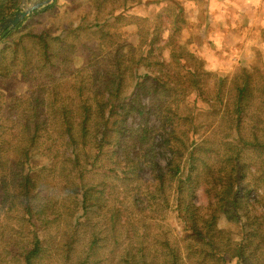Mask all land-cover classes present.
Instances as JSON below:
<instances>
[{
    "label": "trees",
    "instance_id": "obj_1",
    "mask_svg": "<svg viewBox=\"0 0 264 264\" xmlns=\"http://www.w3.org/2000/svg\"><path fill=\"white\" fill-rule=\"evenodd\" d=\"M21 1L0 0V21ZM64 1L0 43V212L15 234L0 264H43L61 220L66 238L52 264H264V75H253L264 66L209 96L202 68L181 64V46L169 63L155 54L158 39L127 58L110 49L111 13L75 24ZM44 14L69 22L51 32ZM255 100L259 111L249 112ZM213 115L225 131L197 140L202 116ZM52 174H66L55 190ZM200 190L206 213L195 204ZM166 215L177 234L157 232Z\"/></svg>",
    "mask_w": 264,
    "mask_h": 264
},
{
    "label": "rangeland",
    "instance_id": "obj_2",
    "mask_svg": "<svg viewBox=\"0 0 264 264\" xmlns=\"http://www.w3.org/2000/svg\"><path fill=\"white\" fill-rule=\"evenodd\" d=\"M44 1L22 0L18 10ZM53 1L50 0L48 5ZM95 1L99 0H65L64 2L67 10L74 6L70 14L75 24H78L81 18L92 21L94 18H103L107 13H111L108 14L110 18L108 24L114 28L117 35H113L110 49L118 47V52H121L122 48L127 49V58H138L141 50L146 51L150 48L148 41L150 43L158 39V44L153 47L155 54H159L158 60L163 59L165 63H169L170 51L181 46L189 56V58L183 57L181 64H185V67L202 68L204 73L201 80L211 86L209 92L207 91L209 96L221 80L228 83L225 90L231 92L233 81L242 77V70L264 66V0H107L99 11L95 8ZM44 16L42 25L51 32H59L69 22V19L64 17L59 20L60 25L57 26L53 24L56 20L50 19L51 16L46 14ZM108 61L101 57L100 66L107 68ZM151 61L153 62V59L150 58L145 64ZM144 67L137 66L138 73L146 72L147 67ZM253 75L259 77L264 74L257 72ZM17 90L22 92L23 89L18 86ZM128 93H131V89ZM250 106L249 112L259 111L256 100L255 105L251 103ZM259 114L264 116L261 115V111ZM202 119L206 125L200 126L197 140L207 137L209 133H214V137L218 140L220 134L225 131V124L220 120V116L213 115L209 118L202 116ZM65 175L52 174L50 178H55L49 188L58 189L57 186L60 180H65ZM246 182L249 183V180L247 179ZM260 190L262 191L261 187ZM194 199L195 204L202 205V212L206 213V198L201 190L195 193ZM71 202L64 199L59 204L60 209H64L65 212L66 208H70ZM9 213L13 219L15 216L13 209ZM158 222L157 232L162 234L166 232L177 234L181 229L171 215L162 217ZM65 225L67 224L61 220L54 227L55 229L49 232L47 240L51 244L50 254H54L57 248L62 246L66 238V235L62 236ZM0 231L5 235L3 243L0 240V254L4 255L6 241L13 240L15 234L14 220L10 222L3 217V211L0 212ZM50 254L41 260L43 264H52L54 257H50ZM59 256L57 252V258ZM227 264H237V262L228 258Z\"/></svg>",
    "mask_w": 264,
    "mask_h": 264
},
{
    "label": "water",
    "instance_id": "obj_3",
    "mask_svg": "<svg viewBox=\"0 0 264 264\" xmlns=\"http://www.w3.org/2000/svg\"><path fill=\"white\" fill-rule=\"evenodd\" d=\"M49 2L50 0H45L41 3L37 2L27 8L12 13L11 15L7 16L2 21H0V41L2 40V37L4 35L14 30L19 24L23 23L24 20L34 11L47 6Z\"/></svg>",
    "mask_w": 264,
    "mask_h": 264
}]
</instances>
